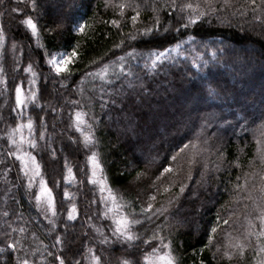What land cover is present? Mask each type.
Masks as SVG:
<instances>
[{"label": "trees", "instance_id": "trees-1", "mask_svg": "<svg viewBox=\"0 0 264 264\" xmlns=\"http://www.w3.org/2000/svg\"><path fill=\"white\" fill-rule=\"evenodd\" d=\"M121 2L111 0L112 4ZM217 2L222 3V0ZM232 2L239 7L245 0ZM106 3L108 0H38L35 12L25 7L24 0H4L0 4V13H4L0 15V28L5 32V50L0 65L5 68L8 80L7 90L4 85H0V232L10 231L5 225L6 220L14 228L25 226L29 229L26 243L32 246L37 244L32 240V231L46 245L52 243L56 234L48 233L49 226L44 217L38 215L29 191L22 180H17L13 162L6 155L7 146L3 139L5 123L14 126L12 117L15 113L11 109L15 106V93L12 79L15 77L16 83L23 82L27 89L31 74L23 72V68L31 62L37 73L34 89H39V106L29 105L25 111L34 120L38 116L44 118L47 124L46 141L40 143L49 142L56 150L55 158L46 154L42 161L37 155V160L42 164L44 179L48 181V187L53 189L56 201H64L63 207L59 203L57 205L59 234L63 232L71 203L77 204L79 213L77 220L68 224L70 246H66L64 255L69 261L80 260L81 264H87L88 261L83 260L82 256L86 247L92 245H95L96 254L102 255V261H107V264H118L125 258L127 245H100V237L94 228L89 227L91 224L96 225L98 220L101 222L98 205L102 208V204L98 202V205L89 207L90 201L101 196L99 186L92 185L87 178L91 175L87 158L90 151H95L102 166L103 179L114 192L123 196L118 201L120 204L131 202L138 212L140 205L147 207L149 196L153 194L157 196L155 207H167L169 199L179 196L169 209L168 227L161 234L168 236L171 229L170 238L174 241L175 249L173 255L180 264H200L201 261L204 264H255L256 255L252 247L245 250L242 261L238 256L229 261L224 251L228 244L226 233L232 232L233 236L243 233L245 216L252 211L254 201L260 202L257 199L260 196L258 189L264 185L261 180L264 163L258 152V148L264 147V136L257 131L264 123V12H256V16H261V20L257 21L251 10L246 17L232 16V9L222 10L218 13L220 19L210 16L202 23L190 26L187 30L181 28L179 33L173 32L164 39H160L164 36L161 29L155 38L151 35L138 36L136 41H128L138 52H147L161 44L168 46L170 41L187 40L190 35H195L197 41L209 43L223 40L224 46L229 49L224 57L228 66H214L210 62L209 67L199 73L205 79L209 77V72L222 74L221 84L225 94L221 97L210 98L195 91L184 76L183 67L177 66L167 75L161 72L145 76L144 83L148 85V90L137 95L134 103L118 96L115 97L114 106L109 103V107L101 111L99 95L87 91L91 85L85 74L98 67L101 58L104 62L114 59L113 45L134 34L137 28L151 26L155 15H159L165 26L171 23L174 28H179L183 22L177 23L180 16L175 11L154 13L153 0H147V3L145 0H135L141 6V15L134 27L131 21V16L135 14L133 8L125 9V15L121 17L119 8L106 7ZM164 3L165 0H158L156 7ZM259 3L260 0H257ZM11 8H24V12L12 13ZM27 16L38 21V37L32 36L31 29L22 23ZM113 19L121 20L120 29L111 24ZM81 24L86 25L83 32L78 30ZM14 42L17 44L15 51L11 48ZM214 47L210 44L204 52L206 59H210ZM73 50L77 56L68 65L71 75L64 78L50 72L47 64L49 53L65 51L71 57ZM122 54L116 50V55ZM14 57L19 59L20 65L15 72ZM92 61H97V64L93 65ZM190 70L197 71L195 68ZM196 83H200L199 77ZM210 86L215 87L214 84ZM79 87L86 88V95L95 96L91 111L99 117L95 132L98 142L91 150L84 146L80 132L69 128V112L74 113L75 109H71L68 102L80 99L77 91ZM81 105H84L83 101ZM53 107L55 112L51 111ZM72 140H78L79 143H72ZM189 142L196 144L199 150L195 157L196 163L191 166V181L187 180V175L193 148L190 146L180 152ZM30 151L36 155L35 150ZM173 155L177 156L175 161L171 159ZM65 158L76 177L72 182L63 179L67 175ZM167 165L172 166L173 172L165 174L158 181L156 178L160 176L162 166ZM200 172L205 173L203 183H198L201 180ZM237 177L240 179L237 180ZM173 181L175 184H172ZM54 182H59L60 187H54ZM182 182L188 187L180 194L179 185ZM238 183L242 186L239 189L236 187ZM164 187H170V191L164 193ZM65 190L71 194L70 197H64ZM249 195L252 199L248 198ZM4 211L9 212L8 217L2 215ZM85 212L93 216L91 221L87 220ZM21 213L22 218H19ZM217 214L225 219L230 217V224L222 226L215 237V244L221 246L220 252L216 251L215 246L206 247ZM156 223L163 224L164 219L156 220ZM154 226L145 225L149 229ZM137 230L143 232V229ZM104 231L109 234L106 228ZM20 235L23 234H13L14 237ZM254 243L255 238L252 239L253 246ZM0 247L4 245L0 243ZM50 250L59 253L60 248ZM41 251H44L42 247ZM127 251L131 252L132 249L127 248ZM138 254L141 264H146L143 255ZM14 256L10 257L8 251L0 253V264H12ZM48 259L51 260L50 257Z\"/></svg>", "mask_w": 264, "mask_h": 264}, {"label": "snow or ice", "instance_id": "snow-or-ice-1", "mask_svg": "<svg viewBox=\"0 0 264 264\" xmlns=\"http://www.w3.org/2000/svg\"><path fill=\"white\" fill-rule=\"evenodd\" d=\"M4 0H0L2 4ZM158 0H153L152 10L154 13L167 10L175 11L179 14L180 23L179 28H174L171 23L167 26L160 20L159 15H155L151 26H145L143 28H137L134 34H129L125 39H121L119 43L113 45L112 55L114 59H108L104 62L101 58L99 66L95 67L93 71H89L85 74L91 87L87 91L98 94L100 101L101 111H104L111 105L116 104L115 97H123L124 100L134 103L136 96L142 92L148 90V85L144 83L145 76H151L160 74L163 72L167 75L170 70L177 66H182L184 69V76L188 78L189 83L192 85L195 91L202 93L203 95L216 98L224 95L223 87L221 84L222 74H212L209 72V77L205 79L203 76H199V73L204 72L209 67L210 62L216 65L228 66V61L224 57L229 52V49L224 46V41H197L195 35L188 36L187 40H174V42H168V46L163 44L157 46L155 49H149L147 52H138L135 47H132L128 41H136L138 36H157V33L163 30L164 36L160 39H164L166 35L173 32L179 33L181 28L187 30L190 26L198 25L202 23L210 16H216L220 19L218 13L220 11H227L232 9L231 15H239L246 17L251 10V13L255 16L257 21L261 20V16H256L258 10L264 12V0H260L257 4V0H245V3L239 7L233 4L232 0H222V3H218L217 0H165L159 8L156 7ZM147 3V0H145ZM25 7H30L33 12L38 8V0H24ZM111 6L119 8V15L124 17L125 9L133 8L135 14L131 16L133 26L136 27L141 12L139 4L135 3V0H122L119 4H112L111 0H108L106 7ZM12 13L24 12V8H11ZM4 13H0L3 15ZM170 15V13H168ZM22 23L26 24L31 29L32 36H39L38 21L34 20L32 16H27ZM111 24L117 29L121 28V20L113 19ZM86 25H79L78 30L83 32ZM59 28V25H58ZM52 29L51 31H55ZM211 45H215L211 51L210 59H206L204 52L209 49ZM13 51L16 50L17 44L14 42L11 45ZM130 48L131 50H125ZM201 49V51H197ZM5 50V32L3 28H0V58L3 57ZM116 50L121 51L122 55H116ZM50 55V59L47 60V64L51 65L50 72H54L57 76L71 75V71L68 67L77 56L75 50L72 52V56L68 57L64 54H59L61 58L58 59L57 55ZM107 55V54H106ZM13 72L17 71L20 67L19 59L14 57ZM92 64H97V61H92ZM197 69L196 72H192L190 69ZM140 69V71H137ZM23 72L30 73L31 78L28 79V88L25 89L23 82L16 83L15 77L12 79L14 93H15V106L11 109L15 113L12 117L14 126L5 123L6 131L4 132V143L11 145V148L6 149L7 156H13L20 162V170L24 176L27 177L28 189H32L34 185H37L39 191L36 193H30L34 195L36 201L35 207L39 210L38 215H43L45 219H48L49 228L48 233H57V220L58 217V203L60 207H63L64 201H56L53 195V189L48 187V181L44 179L42 172V164L40 161L44 159L46 154H50L51 158H55L56 150L51 147V143L45 142L41 144L40 141H46L47 124L44 122L43 117H37L33 119L31 115H26V109L29 105H37L39 99V89H34L37 83V73L33 69V64L28 63L27 67L23 68ZM197 77H199L200 83H196ZM99 81V83H97ZM8 80L6 79V70L0 65V85H4L7 90ZM215 85L211 87L210 85ZM205 85H209L206 87ZM80 99L69 101L71 109H75L74 113L69 112V128H75L76 131L80 132L83 136V144L86 148L91 150L96 146L98 142L95 139V132L99 123V117L96 113L92 112L93 107L92 101L95 98L94 95H86V88L79 87L77 89ZM105 97L108 98L107 102ZM124 100L121 102L123 103ZM84 105H81V102ZM39 106V105H37ZM219 107V105H217ZM87 108V111H85ZM40 110L43 111V107L40 106ZM123 109H121L122 111ZM51 111L55 112L56 109L53 107ZM37 120L39 123H37ZM25 130L27 131V137L24 135ZM257 131L261 136H264V123H262ZM71 140V138H69ZM72 143H79L78 140H72ZM258 144L261 141H257ZM27 146V148L25 147ZM193 148L192 158L189 159L190 165L187 180L191 181L192 167L196 163V155L199 150L196 144H185L180 152H184L189 147ZM35 150L36 155L33 154ZM260 153V160L264 163V147L258 148ZM37 155L40 156V161L37 160ZM98 153L92 151L91 155L87 158L91 164V175L88 176V181L92 185H100L99 192L101 196L89 202V207L93 204L103 205V208H99L98 205V218L101 221H110L108 223H102L100 226L95 224L89 225L90 228H94L97 235L100 237V245H127V248H131L132 251L128 252L125 249V258L118 261V264H141L140 254L143 255V260L146 264H180V261L176 256L173 255L175 249L173 248V239H171V229H169L168 236L162 235L164 229L168 227L167 217L169 215V209L173 204L178 201L179 196H174L168 200L167 207H155L157 196L155 194L149 196V202L147 207L140 205L139 211L137 212L133 203L120 204L118 201L123 199V196L114 192V190L106 183L105 179L97 177V171H102V166L98 160ZM173 161L177 159L176 155L171 157ZM65 167L67 168V175L63 177L64 181L72 182L76 179L73 174V169L67 166V160L65 158ZM207 165H205V168ZM173 168L171 165L162 166L160 176L156 179L159 181L165 177V174L172 173ZM87 176V173H85ZM247 176V174H246ZM201 180L198 183H203L205 173L200 172ZM240 178L237 177V180ZM264 181V176L261 177ZM83 183V181H81ZM247 180L245 181V185ZM175 184V181L172 182ZM155 187V185H153ZM54 187L59 188V182H54ZM188 187L186 183H180L179 193L183 194ZM236 187L239 189L242 186L238 183ZM170 187H164L163 192L168 193ZM260 196L257 198L260 202L254 201V207L251 212L245 216L246 227L243 233L233 236L232 232L226 233L228 238V244L225 245L224 256L231 261L234 256L241 258L245 255V250L252 247V251L255 252L256 261L255 264H264V185L258 189ZM107 193V195H104ZM64 197H70L71 194L65 190L63 193ZM252 199L251 195L248 197ZM247 207V206H245ZM127 208L128 211H124ZM51 213V215H49ZM4 217L9 216L8 211H4L2 214ZM22 213L19 218H22ZM79 213L77 211V204L71 203L70 210L67 213V219L64 221V228L61 234L54 235V239L50 245L44 244L43 240H40L36 235L35 231L31 232L32 240L37 242L36 246H32L26 241L28 240L29 229L25 226L12 227L11 224L6 220L5 225L10 231L0 232V243L4 247H0V253L8 251L10 257L15 254L12 264H81L80 260L69 261L64 255L66 246H70L68 241V224L71 221H76ZM87 216V220L91 221L93 216H88L87 212L84 213ZM163 218L164 223H156V220ZM146 224H154L155 226L151 229L145 227ZM230 224V217L225 219L217 214L216 224L211 227L208 235V244L206 247H216V251L220 252L221 246L215 244V237L218 230H222V226ZM107 229L110 234H105L104 229ZM137 229H143V232ZM149 232L151 233L149 235ZM14 233H20L23 235L14 237ZM84 235H87L85 233ZM147 237V238H145ZM255 238L254 246L252 239ZM167 241V242H165ZM155 245V246H154ZM143 246V247H141ZM43 248V252L41 251ZM60 248L59 253L50 249ZM83 247V245H82ZM151 251L148 252L147 249ZM231 249V251H229ZM46 253V255H45ZM215 255V254H214ZM39 257V259H36ZM51 258L49 260L48 258ZM83 260L89 261V264H107V261H102V255H97L95 245L86 247V251L82 256ZM200 264H204L203 261Z\"/></svg>", "mask_w": 264, "mask_h": 264}, {"label": "rangeland", "instance_id": "rangeland-1", "mask_svg": "<svg viewBox=\"0 0 264 264\" xmlns=\"http://www.w3.org/2000/svg\"><path fill=\"white\" fill-rule=\"evenodd\" d=\"M245 49V48H244ZM247 49V48H246ZM64 54L65 56H68V57H70V55H69V53H67V52H65V51H59V52H56V53H54V54H52V55H57V57H58V59L59 58H61L60 56H59V54ZM51 58V57H50ZM49 58V59H50ZM49 67L51 68V65H49ZM5 131H6V127H5ZM4 131V132H5ZM75 131H76V129H75ZM4 132H3V135H4ZM76 132H78V131H76ZM81 134V133H80ZM24 135L27 137V135H28V133H27V131L25 130V132H24ZM81 137H82V141H83V136L81 135ZM7 146V149L8 148H11V145H6ZM26 148H27V146H25ZM29 151H30V149H28ZM90 155H91V151H90ZM89 155V156H90ZM10 157V159H11V161L13 162V165H14V169H15V175H16V177H17V180L18 181H21L22 180V182H23V185H24V187H25V189L27 190V191H29V197H30V199H31V201L33 202V205H34V207H35V205H36V201H35V199H34V195H30V193H36V192H38L39 191V188H38V186L37 185H34L33 186V188L32 189H28L27 187H26V185H27V177H25L24 176V174H23V172L20 170V162L18 161V160H16L15 159V157H13V156H9ZM89 169H90V173H91V164L89 163ZM97 177L98 178H103L102 177V174H101V171H97ZM98 185V184H97ZM99 187H100V185H98ZM104 195H107V193H105ZM36 208V207H35ZM102 208H103V205H102ZM36 210L37 211H39L37 208H36ZM49 215H51V213H49ZM43 216V215H42ZM44 217V216H43ZM45 219V218H44ZM58 218H56V220H57ZM45 222L48 224V226H49V222H48V219H45ZM57 222H58V220H57ZM108 222H110V221H96V225L97 226H100L102 223H108ZM58 224V223H57ZM58 230H60V224H59V226H58ZM60 232H58L57 231V233L56 234H59ZM55 234V235H56ZM110 234V233H109ZM87 264H89V261H88V263Z\"/></svg>", "mask_w": 264, "mask_h": 264}]
</instances>
